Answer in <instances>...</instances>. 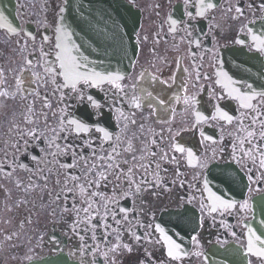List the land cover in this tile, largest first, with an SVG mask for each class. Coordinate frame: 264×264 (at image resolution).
<instances>
[{
	"label": "snow or ice",
	"instance_id": "snow-or-ice-1",
	"mask_svg": "<svg viewBox=\"0 0 264 264\" xmlns=\"http://www.w3.org/2000/svg\"><path fill=\"white\" fill-rule=\"evenodd\" d=\"M131 2L135 3V0ZM69 3L70 0H63V4L51 22L45 16L41 22L43 31L38 28L36 32H24L26 39L21 44V53L23 54L24 50L29 48L31 51L23 55V62L18 69L12 70L16 72L15 91L9 92L7 89L0 88V99L5 104L9 100L19 99L21 121L27 126L21 128L20 122L9 119L8 134H11L13 128L17 132L15 137L5 141L8 151L0 159V177L11 180L17 168L32 171L28 164L18 161L16 153L37 163L41 158L40 154H43V158L51 157L58 165V167L49 168L46 174L41 175L42 184L35 183L31 179L27 184L19 179L14 181V187L22 191L23 196L17 198L13 207L17 210L24 208L28 212L21 223H32L34 212L36 216H39L41 207L37 204V196L42 204L46 193L51 204L61 209L60 216L66 224L68 223L66 218H72L71 223L68 224V232L79 241L76 245L77 249L91 255L89 264H97L98 260L100 264H117L116 257L122 253H133L134 245L145 242L152 244V234L147 231L149 228L159 233L160 238L155 243L166 247L168 264H184V261L191 256L202 257L207 264L208 257L202 251L199 233L190 237L191 244L195 246V250L190 252L185 248L180 232H173L170 235L169 230L158 223H144L136 220V216L133 215L136 211L135 207L120 206V201L132 199L134 205L139 201L143 206L145 194L159 197L163 192L172 191L169 184L184 187L186 181L180 178L185 174L180 170L182 163L177 156L179 154L184 157V164L201 169V174L193 177L197 182L202 181L203 187L200 191L208 193L205 198L208 203L200 201L201 211L207 208L209 215L217 212L223 215L240 211L245 214L244 219L247 221L249 214L254 211V194L260 195L259 207L264 211V85H261V90L257 91L252 83H248L243 73L238 78L230 75L223 70L222 61L217 55L213 83L219 86L220 91L216 93L215 88L212 89L215 101H223L227 98L237 102L238 115L230 114L225 107L216 102L213 103V111L205 115L199 107L201 101L198 96L189 94V85L186 81H182L180 94L164 95L176 83L175 75L169 78L171 81L169 83V80L152 75L145 69L139 73V82H148L149 87H152V83L159 84L162 86L160 90L149 91V88L143 87L142 83L138 89L135 84L126 89L123 82L130 77H126L120 71H110L107 68L100 70L102 62L90 60L81 51L85 44L83 41L76 42L74 39L76 34L65 15ZM190 5L197 9L195 15L187 10ZM161 7L159 3L153 5L154 9ZM184 7L187 20L182 17L174 18L171 14L167 16L168 33L175 37L176 34L183 32L188 39L190 51L192 46L202 48L201 39L193 36L196 29L191 22L198 18L212 19L210 14L221 7L220 0H196L194 5L191 0H184ZM224 10L226 13H234L231 16L233 21L240 22L247 19V22L239 28V32L245 34V39H236L234 43L264 54V24L259 30L250 26L256 24L257 18L264 21V0H261L258 5L255 0H251L246 7L241 0H237L235 4H226ZM249 11L252 13L251 19L247 18ZM156 14L159 15V12L157 11ZM5 20L6 17L0 12V21ZM162 27L161 25V30ZM212 27V25L209 26V33L206 35L211 34ZM8 29L15 35H20V32L24 31L10 25ZM124 35L117 30L113 33V38L118 37L123 43ZM147 39L145 35L137 43H143ZM154 43H159V40H155ZM133 51L135 53V47ZM202 51L206 55L212 52L211 49H202ZM191 57L195 65L192 87H197L201 79L212 81V75L202 73L203 64H196L197 53L191 52ZM199 59L203 61L204 57L200 56ZM182 60L181 56L175 61L177 70L190 75L188 69L183 67ZM5 80L4 69L0 68V84H3ZM104 85L110 87L105 89ZM90 89H99L106 95L110 93V99H98L90 92ZM53 98H55L54 101ZM37 102L40 105L39 113L36 108ZM123 102L130 104L127 112ZM53 103L56 105L55 108ZM173 104L180 105L181 110L185 112L192 110L191 128L171 126L175 120L176 111ZM81 108L85 109V115L77 114ZM145 111L148 113L147 116L143 115ZM106 113L111 120L115 121L114 127L118 131L109 130L105 123ZM49 114L53 117L55 126L49 124ZM138 114L141 116L139 123L136 119ZM12 116H15L14 112ZM38 116L42 117L43 129L37 123ZM152 119L161 125L170 126L162 127L157 132L146 127L147 122ZM209 121L219 123L221 133L224 126H234V132L228 133V138L231 140V152L228 153V157L231 164L239 166L238 169L230 171L231 165H229L221 169L213 179L229 191L238 182L243 183L247 194L245 199L226 197L217 194L209 187V180L203 172L216 161V149L212 150L211 157L202 158L192 147L181 142L182 133L192 131L199 133L200 144L224 145V135L214 138L201 127ZM208 126L213 125L210 123ZM133 128L137 131H132ZM130 132L131 135H129ZM146 133L151 135L148 136ZM141 137H143V146L137 149L135 141ZM41 145H45L48 150L46 151ZM35 149H39V152H35ZM9 152L11 162H9ZM224 153L225 147L221 146L219 156L223 158ZM60 157L70 158V162H61ZM225 163L229 161L225 160ZM166 164L175 166L174 173L163 166ZM38 171L44 173L45 169L39 168ZM240 171L244 173L243 178H239ZM161 173L174 175V178L170 181L165 180ZM61 176H63V182H61ZM52 179H54L55 187L49 186V181ZM109 185L112 186L111 196L101 191ZM188 186L192 187V185ZM4 191L7 196H10L7 188ZM29 196L32 199H29ZM194 199L195 197L182 202L177 201L178 220L186 215V210H180L181 203L190 204ZM151 212L152 208H149L148 213ZM140 214H144L143 207L140 209ZM50 215H57L55 208H52ZM133 221L145 229L143 234H137ZM199 223L203 224V217ZM259 224L264 227V219H261ZM243 228L246 229L245 255L255 257L264 264V232H259L247 222H243ZM125 233L133 243L125 242ZM13 235L15 234H8L5 239L12 240ZM236 235L232 232L233 237ZM43 242L44 235L41 234L38 246ZM48 242L54 245V255L59 256L64 252L63 248L58 247L61 241L55 236H50ZM101 245L104 247L102 248ZM145 252L146 256L150 257L151 254L147 252V249ZM68 254L76 255L72 251ZM49 264H60V262L49 261ZM135 264H144V262L137 259ZM148 264H152L151 260ZM248 264H251L250 259Z\"/></svg>",
	"mask_w": 264,
	"mask_h": 264
},
{
	"label": "flooded vegetation",
	"instance_id": "flooded-vegetation-1",
	"mask_svg": "<svg viewBox=\"0 0 264 264\" xmlns=\"http://www.w3.org/2000/svg\"><path fill=\"white\" fill-rule=\"evenodd\" d=\"M12 3V13L16 18V27L18 30L23 29L20 35H15L9 31L8 28H2L0 26V68L4 69L6 80L3 84H0V88L7 89L9 92L15 91L16 84V72L13 69H18L20 64L23 62V55H26L31 49L24 50L21 53V44L24 37L25 31L36 32L39 28L41 31L44 29L41 27V22L44 20L45 16L48 21L51 22L54 15L58 12L59 7L63 4V0H10ZM128 4L133 6L135 10L140 13V27L136 33L137 42L143 36L147 35V41L138 44V55L133 65L132 71L123 83L127 89L128 86L136 85L137 89L142 83L143 87H148L149 91L153 89L160 90L162 87L159 84L152 83V87H149L148 82H139L138 77L141 71L147 70L148 73L152 75L160 76L161 79L169 80L170 77L175 75L177 77L176 83L171 89H168L164 95H176L180 94V86L182 81H186L189 85V94H196L200 99L201 103L199 105L200 109L205 115L213 111V103H220L222 107H225L230 114L238 115V104L237 102L225 98L223 101H215V96L212 89L215 88L216 93H219V86L215 85L213 81L215 80L214 71L216 56L219 55L222 61L223 70L229 72L230 75H234L237 78L243 73L244 77L248 80V83H252L253 87L257 91L261 90L260 86L264 85V54L257 52L255 49L249 50L248 48L236 45L234 40L245 39V34L239 32V28L243 23L247 22V19L240 22L233 21L231 16L234 13H226L224 6L226 4H235L237 0H220L221 7H218L214 12L210 14L212 19H196L191 23L195 26V31L193 36L198 37L202 41V48L191 47L188 44V39L185 37L183 32H180L173 37L172 34L168 33V24L166 22L167 16L169 14L173 15L174 18H183L187 20L185 14L184 0H135L132 3L131 0H125ZM192 4L196 3V0H191ZM261 0H255L258 5ZM161 4L162 7L159 9H154L153 5ZM241 3L246 7L251 0H241ZM192 11L193 15L197 9L191 5L187 9ZM157 11L159 15H157ZM247 18L251 19L252 13L249 11ZM264 24V21H260L257 18L255 25H250L256 30H259ZM161 25L162 30H161ZM212 25V30L210 35L209 26ZM219 25L220 27H215ZM159 35L157 36V33ZM49 34L50 30H49ZM155 40H159V43H154ZM106 41H114V39H106ZM19 42V43H18ZM31 45V41H29ZM155 49V52H153ZM202 49H211V54H205ZM191 52L197 53L196 64H203L202 73H207L212 75V81L201 79L197 87H192L194 83L195 72L193 68L195 65L192 62ZM245 53V55L241 53ZM183 57L181 63L184 68L188 69V74L183 73V71H178L175 61L180 57ZM200 56L204 59L201 61ZM147 79V78H146ZM105 89L110 86L104 85ZM90 92L96 96L98 99H110V93L108 95L99 89H90ZM155 94V93H154ZM55 98H53L54 101ZM125 106V111L127 112L130 108L128 102H123ZM175 111V120L172 123V127L176 128L178 126H183L186 128L192 127V110L189 109L187 112L181 110V106L177 104L172 105ZM39 102H37L36 108L37 113H39ZM53 107L56 105L53 103ZM21 105L19 99L16 101L9 100L5 102L0 99V159L8 151V145L5 141L10 140L15 137L17 130L12 129L9 135V119H15L20 122L21 128H26L21 121L20 113ZM15 113L13 117L12 114ZM78 115H85V109L81 108L77 111ZM147 111L143 115L147 116ZM137 122H141L140 114L136 117ZM37 123L40 125L41 129L44 128L42 117L37 118ZM105 123L108 125L109 130L118 131L114 127L115 121L111 120L106 113ZM212 127H209V124ZM49 124L55 126V121L51 114H49ZM170 125H161L156 123L154 119L147 122L146 127L152 128L159 132L160 129L167 128ZM204 131L208 135H212L214 138L219 135H224V145H210V144H200L201 137L198 132H184L182 133L181 142L185 143L186 146L192 147L196 151L198 156L211 157L212 150L216 149L217 159L213 162L209 169L203 172V175L209 180V187L217 194L231 196L234 199L242 200L247 198L246 190L243 188V183H237L233 186L232 190H228L223 185H220L218 181L214 180L213 177L217 175L221 169L230 167L231 169H238L239 166L231 164L228 153L231 152V140L228 138V133L234 132V126H224L223 132L219 131L221 125L219 123H213L211 121L206 122L201 125ZM132 131H137L135 128ZM131 135V132L129 133ZM139 135V132H137ZM150 136L151 133H146ZM143 137L135 141V146L137 149L141 148ZM167 143V141H165ZM45 147V145H41ZM221 146L225 147L224 157L219 156V148ZM54 151V149H52ZM153 150H155L153 148ZM35 152H39V149H35ZM41 158L39 162H33L30 158L22 156L20 153H16L18 161H22L28 164L32 171H26L24 169L17 168L11 180H4L0 177V264H28L33 259H40L44 256L54 255L55 249L54 245L49 241L50 236H55L61 243L58 247L64 249V254H67L72 260L81 264H89L92 259L91 255L87 252H80L76 245L79 243L76 237L72 236L68 232V224L71 223V217H67V224L61 219L60 212L61 209L54 204H51L47 194H44V200L41 204L39 196H37V204L41 207L39 216L33 213V222H24L25 217L28 212L21 208L19 210L13 207L15 201L18 197L23 196L22 191L14 187V181L19 179L23 183L27 184L31 179L35 183L42 184L40 179L41 175L46 174L49 168L56 165L55 160L51 157L43 158V154H40ZM139 155V152H137ZM178 158L181 160L182 166L180 170L185 174L181 177V180H185L184 187H178L169 184L172 188L171 192H163L159 197L155 195L148 196L145 194L143 206L139 201L133 204L132 199L121 200L120 206L133 208L136 211L133 213L136 216V220L142 221L144 223H158L166 230H169L171 235L173 232H180L183 236V244L187 250L194 251L195 246L191 244L190 237L199 233L200 245L202 246V251L207 256L212 248H225L229 246L242 247L246 252V239L244 233L246 229L243 228V222L251 224L255 219V212L259 206V200L261 199L259 194L253 195V206L254 211L249 214V218L245 221V214L240 211H233L232 213H224L221 215L219 212L208 214V209L205 208L201 211L200 201L203 200L205 204L208 201L205 199L208 195L206 191L201 192L202 181L197 182L193 179L194 176H199L201 174V169L192 168L183 163L184 157L177 154ZM61 162H70V158L60 157ZM228 160L229 163H225ZM9 162H11V153L9 152ZM169 168L171 172L174 173V165H163ZM39 168H44L45 172L40 173ZM161 176L170 181L174 178V175H169L166 173H161ZM243 171L239 172V178H243ZM61 182H63V176H61ZM151 179V177H149ZM246 182V181H245ZM188 185H192L189 187ZM50 187H55L54 179L49 181ZM7 188L10 191V196H7L4 189ZM223 189V191H220ZM101 191L106 192L109 196L112 195V186L109 185L107 188H102ZM155 191V190H153ZM195 197L190 204L181 203V211L186 210V215L179 218L176 215L177 212V201H186ZM32 199L31 196L28 197ZM48 206V207H44ZM143 207L144 214H140V209ZM52 208H55L57 215L51 216L50 212ZM152 208V212L148 213V209ZM12 209V210H6ZM159 209V210H157ZM167 209V211H165ZM153 216L155 219L153 220ZM203 217V224L200 225V219ZM254 217V218H253ZM119 219V217H118ZM131 219V217H130ZM11 221L7 223L6 221ZM134 230L137 234H143L145 229L139 227L136 221H133ZM151 233L152 244H147L146 242L140 245H134L133 253H122L116 257L117 264H135L136 260L143 261L144 264H148L151 260L152 264H168L166 257V247L156 244L155 241L158 240L159 233L154 232L151 228L147 229ZM232 232H235L236 237L232 236ZM14 233L12 240H6L5 236ZM44 235V242L39 244L40 235ZM83 234V233H82ZM125 242L133 243L129 238L127 233L124 234ZM175 238V237H174ZM219 241V243H218ZM90 244L91 241L89 240ZM115 243V241H113ZM103 248L104 246L101 245ZM145 249L150 253V257L146 256ZM72 251L75 252V256H70L68 253ZM251 260V264H261V261L255 257H248ZM100 264V261H97ZM184 264H205L202 257L191 256L184 261Z\"/></svg>",
	"mask_w": 264,
	"mask_h": 264
},
{
	"label": "water",
	"instance_id": "water-1",
	"mask_svg": "<svg viewBox=\"0 0 264 264\" xmlns=\"http://www.w3.org/2000/svg\"><path fill=\"white\" fill-rule=\"evenodd\" d=\"M11 6L9 0H0V12L9 22L13 19ZM65 15L76 34L74 37L76 42L83 41L85 44L81 49L83 54L92 61L102 62L100 70L107 68L110 71H120L125 75L129 73L137 55V45L133 39L140 21L138 13L131 6L124 0H70ZM117 30L124 33V38H128L129 41H123V43L97 41L113 37V33ZM259 216L253 228L264 232V227L259 224V221L264 219V211L261 210ZM207 257V264H248L247 256L238 248L213 250ZM49 261L78 264L64 254L48 256L29 264H49Z\"/></svg>",
	"mask_w": 264,
	"mask_h": 264
}]
</instances>
